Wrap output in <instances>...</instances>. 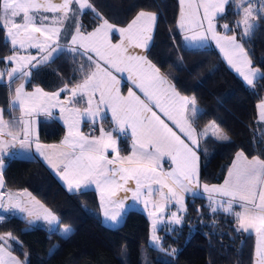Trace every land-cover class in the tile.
Segmentation results:
<instances>
[{"label":"snow or ice","instance_id":"obj_1","mask_svg":"<svg viewBox=\"0 0 264 264\" xmlns=\"http://www.w3.org/2000/svg\"><path fill=\"white\" fill-rule=\"evenodd\" d=\"M187 2L190 9L189 14L195 27L203 29V31H196L192 36H185L184 39L202 43L207 40L205 33L210 32L217 44L224 41L221 50L228 57L229 64L241 72V68L237 64L239 61L247 69L241 74L249 85L253 84L256 77L264 79V72L251 66L252 61L245 51L243 43L237 40L234 29L230 28L228 24H224L225 32L230 34L223 36L218 35L215 30L213 20L218 13L224 12V6L229 3V0H199L198 3L196 0H187ZM73 3L78 7H71ZM254 3L259 4L260 7L254 8ZM180 4L182 9L178 26L184 30L183 5L185 0H180ZM201 8L203 9L202 15ZM81 9L95 12L89 0H55V2L54 0H0V28L5 31V38L10 41L14 50L17 45L21 49L26 45L41 50L47 48L49 49L48 54L42 56L38 61V63H43L53 59L52 52L67 49L85 56L89 62L87 65L89 71L70 92L72 98L78 95L84 98L87 107L83 111L68 106L79 103L78 100L69 99L66 104L59 99V92L49 95L37 88L35 93H29L23 84L15 89L14 99L10 100L9 111L15 110L18 105L25 117H31L32 113L38 111L50 115L49 107H59L61 113H67L65 123L68 125V136L63 143L68 146L70 151L60 153L62 162H64L61 175L67 181L70 190L73 185L79 187L81 183H94L100 190L102 206L105 204L122 206L124 198L112 199L121 190L125 193L131 192L133 200H139L142 196H151L154 191L151 188V183L160 184L162 188L168 189L167 193L160 189L155 190L160 193L163 202L175 199L177 203L182 204L183 198L162 179L165 175L161 171L165 157L175 165V168L166 175L183 191L191 192L195 198L198 194L191 185L199 184L197 166L199 156L195 150L199 149V141L196 129L193 127V118L198 115L199 111L196 108V99L194 96L181 95L175 85L166 76L161 75L160 70L145 55L134 51V49L148 47V42L152 39L151 32L157 20L156 14L140 11L127 27L117 28L97 12L96 16L101 21L100 25L85 34L81 32L83 25L78 19L80 15H83ZM238 11L243 13V19L236 23V27L241 29V40L246 41V38L258 28V25L252 22V17L264 20V0H240ZM41 12L60 13L59 16L51 18L54 24H63L65 20L72 21V34L69 36L67 31L65 32L63 49L56 43L60 40L61 28L46 27L43 22L49 17L41 15ZM17 17L19 19H16ZM37 20L40 21L39 26L36 24ZM204 21H207L206 28ZM113 31L119 33V40L116 43H113L110 35ZM36 33L44 36L45 40L41 42L39 37L34 35ZM78 41L80 48L84 49L83 52H80L78 48L69 47V44H77ZM35 59L34 56H18L14 51L11 56L5 58V62H15L16 67L8 69L6 73L0 72V80L5 75L13 82L31 77V71H25V68ZM81 70H83V66H81ZM125 72L128 73V79L143 98L132 88H129L127 95L121 93L120 79L116 73ZM17 73L20 75L16 76ZM61 91H65L67 94V87ZM101 105L104 106L105 113L110 111L115 127L111 131H106L102 126L99 127L100 134L98 136L85 135L80 132L81 118L86 116L89 122L98 123L97 117L100 116ZM259 108L261 117L264 118V102L259 105ZM157 110L171 122L172 126H169V123H166L165 119L157 114ZM3 113L4 110L0 109V187L3 186L4 147L17 139L11 132L8 133L11 136V141L3 139L4 129L8 127L7 122L3 119ZM105 119H107V115L100 116L101 121ZM13 123L23 126L21 130L25 135L19 141L20 146L29 145L28 135L30 134L31 119L21 118ZM173 127L178 129L184 138H181V135H178ZM129 130L132 150L129 155L121 156L117 143L118 137H115L113 133L127 134ZM223 138L227 139V137ZM36 149L40 152L39 143L36 144ZM41 155H43L42 152ZM236 161L241 163H233L223 185H213L210 188L205 184L203 189L205 192H215L231 198L227 202L216 201V203L224 211L236 217L239 225L237 231L255 230L260 238L257 248L259 253L257 264H264V159L253 156L249 160L243 152H240L237 154ZM129 181L134 182L132 186H129ZM142 189L147 191H142ZM28 195L30 199L22 202L18 198L19 194L9 193L8 205L17 208L21 213L26 212L30 217L41 218L40 212L34 210L39 201H35L30 193ZM211 199L212 197L209 196L210 201ZM234 201L242 202L239 203L240 211H236L234 208ZM142 202L147 206V200ZM28 205H32V207H28ZM4 207L3 195L0 194V209ZM153 207L157 211H164L163 203L158 206L153 205ZM40 209L43 211L42 218L44 220L50 224L58 225L60 223L58 218L43 205H40ZM217 210V208H211L213 212ZM153 214L150 213V215ZM105 216L111 220L117 218L115 213L109 215L107 208H105ZM177 223H179L178 219ZM63 231L67 235L71 228L65 226ZM154 232L155 221L153 222ZM156 239L157 237L153 235V240ZM5 242V237H0V264H6L5 247L3 246ZM161 250L163 249L161 248ZM25 257H27V253H25ZM10 259L12 264H28L27 259L23 262L14 257H10Z\"/></svg>","mask_w":264,"mask_h":264},{"label":"trees","instance_id":"obj_2","mask_svg":"<svg viewBox=\"0 0 264 264\" xmlns=\"http://www.w3.org/2000/svg\"><path fill=\"white\" fill-rule=\"evenodd\" d=\"M95 12L88 10L80 19L81 30L91 32L101 21L98 12L109 23L126 27L140 11L157 15V23L148 59L175 85L181 95L195 97L199 108L193 126L206 129L215 126L227 139L212 156L201 152L200 181L221 184L235 156L243 152L252 159H264V123L258 121V105L264 100V79L248 87L214 48L190 49L179 30L180 0H89ZM240 18L233 5L219 18L222 24L236 25ZM245 40L238 38L252 61L264 72V20ZM230 34V33H229ZM12 47L0 28V63L11 55ZM87 58L64 52L52 63L32 72L27 88L40 87L56 92L74 87L89 71ZM83 66V70H81ZM0 84V107L10 124L18 121V111L10 109L14 88ZM63 128L56 122H42L40 140L59 142ZM209 141L207 140V143ZM130 140L121 139V153L130 150ZM4 193L27 191L55 214L62 226L72 228L68 237L45 228L32 227L16 215L0 222V236L11 234L15 243L11 252L28 264H255V237L236 229V217L213 212L205 198L186 200L180 226L168 234L160 231L162 249L149 245L151 222L147 215L131 211L121 227L103 225L99 200L93 192L70 194L55 177L53 170L39 160L11 159L3 168ZM27 253V257H25Z\"/></svg>","mask_w":264,"mask_h":264},{"label":"crops","instance_id":"obj_3","mask_svg":"<svg viewBox=\"0 0 264 264\" xmlns=\"http://www.w3.org/2000/svg\"><path fill=\"white\" fill-rule=\"evenodd\" d=\"M54 2H55V0H54ZM71 7L75 8V7H78V5L73 3L71 5ZM181 9H182V6H181ZM88 10L89 9H81V12L84 14ZM30 14H34V13H30ZM40 14L49 17L48 20H45L43 22L46 27H60L61 28L60 40L57 41L56 43H58L60 45V48L63 49L64 48V44H65V32L67 31L69 36L72 34V31H71L72 21L71 20H65L63 22V24H60V23H55L54 24L53 20L51 18L54 17V16H59L60 13L41 12ZM69 16H71V13H69ZM81 16L82 15H80L78 17L79 22H80ZM16 19H19V17H17ZM179 22H180V18H179ZM156 23H157V20H156ZM156 23H155V27H156ZM36 24H37V26H39L40 25V21L37 20ZM116 27L117 28H124V27H119V26H116ZM155 27L153 28V30L151 32L152 39L148 42V47L147 48H142V49H134L135 52L143 54V55H145L147 57L148 50H149V48H150V46L152 44ZM81 32H83V31L81 30ZM83 33H85V32H83ZM34 35L39 37V40L41 42H43L45 40V37L41 36L39 33H36ZM110 35H111L113 43L118 42V40H119V33L118 32L113 31L112 33H110ZM49 43H52V42L49 41ZM11 47H12V45H11ZM69 47L70 48H78L80 50V52L84 51L83 48H80V42L79 41L77 42V44H69ZM14 51L16 52V54L18 56H21V57H30V56L36 57V59L32 60L31 63H28L26 65V68H25V71H29L30 70L31 73L34 72L35 70L39 69L42 66L49 65L59 55H61L62 53H64V52H72V51H68L67 49H64L63 51H59L58 50L59 54H58V52H52L53 59H50L47 62L38 63V61L41 60L42 56L48 54L49 49L45 48L44 50H41V49L36 48V47H28L27 45H26L25 48L21 49V48H19V45H17L15 50L12 47L11 55L13 54ZM217 51L219 52V50H217ZM72 53L76 54L78 52H72ZM11 55H9V56H11ZM220 55H221V53H220ZM5 58L2 60V63H0V72H5L6 73V71L8 69H10L12 67H16V64H15V62L6 63L5 62ZM147 59H148V57H147ZM21 63H24V61H21ZM33 65H35V67H33ZM228 66L237 76H239V78L242 79V81L248 87H253L254 84L256 83V81L259 79V77H256L253 80V84L249 85L248 82L244 79V76L241 74V72H246L247 71V69L244 68L242 64L238 65L241 68V72H238L236 70V68L233 67L230 64H228ZM160 74L165 76L161 71H160ZM19 75H20L19 73L16 74V76H19ZM116 75H117L118 79H120V89H121V93L123 95H127V92L129 90V88H132L133 91H137L135 89V87L132 85L131 81L128 79V73L127 72H125V73H116ZM29 79H30V77H25L23 80H15V81H20V82L15 86L14 94H15V89L17 87H19L21 84L24 85L25 90L27 92H29V93H35V90L37 88L42 89L40 87H35V88L29 90L27 88ZM14 82L10 81L8 79L7 75H5L2 80H0V84H6V85H11ZM72 88L73 87H67V94H66L65 91H61V90H58L56 92L60 93L59 99L61 101H64L66 104H67V101L69 99L78 100L79 103H74V104H71V105H68V106L69 107L78 108L81 111H83L87 107L86 103L84 102V98L80 97L79 95L77 97H75V98H72L70 96V92H71ZM42 90H43L44 93H48L49 95H51L52 93H55V92L45 91L44 89H42ZM14 94L12 96V99H14ZM137 94L141 95V97H142V94L139 93L138 91H137ZM100 107H101L100 116L107 115V119L101 121L100 120V116H98L97 117L98 123H91V122H89V120L85 116V117L81 118L80 123H79L80 132H82L85 135L98 136L100 134L99 131H98L99 127L102 126L106 131H111L115 127V124L112 122V119H111L110 111L105 113L104 106L101 105ZM196 108L199 110L197 105H196ZM0 109H2V108L0 107ZM15 110L18 111L17 112L18 113L17 116H18L19 120L21 118H24V119H31V121H32V123L30 125V134L28 135V140H29L30 143H29V145H26L24 147L20 146L19 141L25 135L24 132L21 130L23 126L19 125V124H14V123L10 124L9 121L5 118V115L3 113V119L8 124V127L4 129L3 139L11 141V136L8 135L9 132H11L12 135H15L17 137L16 141H14V142H12L10 144H6L5 147H4V150H3L4 165H5V163L8 160H11V159L39 160V161H41V162H43V163H45V164H47L48 166L51 167V169L54 172L55 177L62 184V186L67 190V192H69L70 194H79V193H82V192H93V193H95L97 195V197H98V200H99L101 220L103 222V225L105 227L109 228V229H116V228L121 227L123 225V223H124L125 217L131 211L141 212V213H143V214H145V215H147L149 217L150 222H154L155 221L157 226L161 225V227H163L164 223H165V220L169 219V216L172 215L173 213H176V210H179V215H178L179 223L175 222L174 223V225H175L174 228L181 225L182 218H183V215H184L185 209H186V200L188 198H194V197H193L191 192L183 191L177 184H175L172 181L171 178H169L166 175L169 171H171V170H173L175 168V165L171 164L169 158L165 157L164 160H163V167H162L161 171L163 173H165V175L162 177V179H164L167 182V184L169 186H171L179 194L180 197L183 198L182 199V204L181 203H177L175 201V199L167 201V202H163L161 200L160 193L155 191V190L156 189H160L162 192L167 193L168 189L166 187L162 188V186L160 184L151 183V188L154 190L153 194L151 196H142L141 199H139V200H133L131 198V195H132L131 192L125 193L123 190H121L117 194V196L116 197H112V199L113 200H117V199H120V198H124L123 201H122V206H116V205H110V204H105L104 206H102L101 205V199H100V190L96 187V185L94 183H81L79 185V187H76L75 185H73L72 189L70 190L69 187H68L67 181L61 175V172H62V170L64 168V162H62V157H60V153L61 152L70 151L68 146L63 143L65 138L68 136V125L65 123V116L67 115V113H61L60 110H59V107H49L48 108V112L51 113L50 115L46 114L43 111H38V112L32 113L31 117H25L24 113L19 109L18 105H16ZM157 114L161 115V118L165 119V122L169 123V126H172L171 122L168 121L167 118L164 117L162 113H159L158 110H157ZM42 122H56L57 124L62 126V128H63V136L61 137V140L59 142H50L49 143V142H42L40 140V125H41ZM173 130L177 131V134L181 135V138H184L183 135L178 131V129L173 127ZM196 132L198 134V141H199V149H195V150H197V155L199 156V160L197 162L198 175H199V184L198 185H191V187L198 194L196 197L205 198L208 202H210L212 204L213 208H217L218 209L216 212H220V213H223V214H226V215H232V214H229L228 212L224 211L216 203V201L227 202L231 198L230 197L221 196L220 194L215 193V192H212V193L205 192L204 189H203V185H205V184L201 183V181H200V167H201V159H202L201 152L202 153L204 152L207 156H212L213 153L215 152V150L224 143L225 139L223 138L222 134L219 132V130L215 126H210L209 128L202 129V130L196 129ZM201 133L203 134L202 136L199 135ZM113 135L115 137H118L117 143H118V147L120 149V155L121 156L129 155L131 150H132V140L130 138V130H129V132L127 134L113 133ZM123 138H126V139L130 140V142H131L130 143V150H129V152L127 154H122L121 153V139H123ZM207 140L209 141L208 143H207ZM186 142H188V141H186ZM37 143H39V145L41 146L40 152H38L37 149H36V144ZM41 152L43 153V155H41ZM237 154H236L231 166L233 165L234 162H237L236 161ZM45 157H48V159H45ZM249 160H251V159H249ZM237 163H241V162H237ZM53 165H55V167H53ZM125 166H127V165H125ZM231 166L229 167V169L231 168ZM233 171H234V169H233ZM226 178H228V172L226 174L225 179ZM225 179H224V181H225ZM224 181L221 184H217V185H223ZM133 183H134L133 181H129V186H132ZM208 186L211 188V186H213V185H208ZM142 191H147V190L146 189H142ZM28 193L29 192H27V191H23V192L19 193V196H18L19 200L22 201V202L28 201L30 199ZM8 194L9 193H5V199L4 200H6L8 198ZM11 194H13V193H11ZM209 196L212 197L211 201L209 200ZM31 197L35 198L32 194H31ZM143 200H147L148 201L147 206H145V204L142 202ZM35 201H38V200L35 198ZM161 203L164 204V211H157L156 209H154L153 205H157L158 206ZM239 203H242V202H235V201L233 202V205H234V208L236 209V211H240L241 210L240 207H239ZM40 205H42V204L39 202V204L35 205V208H34L35 211H39L40 212L41 218H39V219L36 218L35 216H31L30 217V216L27 215L26 212L21 213L17 208H12V207L9 206V207H6L5 209H3L2 211H0V222H2L6 218V216L9 215V214L10 215H16L21 220L26 222L29 226L45 228L49 232H58L63 237L70 236V234L72 233V230L67 235H65L64 231H63L64 226H62L60 223L58 225L50 224L48 221H46V220H44L42 218L43 211H42V209H40ZM225 206H226V203H225ZM28 207H32V205H28ZM44 208H46V207L44 206ZM105 208H107V210L109 212V215H111L113 213L117 214L116 220H111V219L108 218V216H105ZM150 213H154V214L150 215ZM58 220H59V218H58ZM240 231L243 232L246 235H250V236L255 237V240H256L255 264H257V262L259 260V253H258L257 248H258V243H259V240H260L258 234L255 232L254 229H249L248 231H244V230H240ZM0 237H5V241H6L4 243V245H3L5 247L4 259L6 261V264H12L10 257H14L16 259L17 258H21V257L17 256L15 253L11 252V250H10V246H11L12 243H15V239H12V237L8 236V235H2ZM9 253H10V256H9ZM23 261H25V260L22 259V262Z\"/></svg>","mask_w":264,"mask_h":264},{"label":"rangeland","instance_id":"obj_4","mask_svg":"<svg viewBox=\"0 0 264 264\" xmlns=\"http://www.w3.org/2000/svg\"><path fill=\"white\" fill-rule=\"evenodd\" d=\"M196 2L198 3L199 0H196ZM239 3H240V0H229V3L224 6V12L223 13H218L216 15V18L213 20V23L215 25V30H216V32H217L218 35L223 36L225 34H229V33H226L225 32V29L223 28V25L224 24H222V30L223 31H221V32L219 31V29H220V27H219V18L223 17L226 14L227 8H228L229 5H233L234 10L237 13H240L238 11V9H239ZM253 7L254 8H258V7H260V5L254 3L253 4ZM183 11L185 13V17H184L185 28H184V30H181L179 28L180 31H182V33H183V37H185V36H192L194 34V32H196V31H203V29H198V28L195 27V25H194V23L192 21V18H191L190 14H189L190 13V9H189V6H188V2L186 0H185V4L183 5ZM200 12H201V15H202V13H203V9L202 8L200 9ZM242 19H243V13H240V18H239L238 21H242ZM252 22L254 24H257L258 23V18L255 17V16H253L252 17ZM225 24H228V23H225ZM178 25H179V23H178ZM228 25H229L230 28H234L235 31L238 29L236 27V25H234V26H231L230 24H228ZM204 26H205V28L207 27V21H204ZM205 35L207 36V40H205L202 43H197V42H193V41H186L184 39V44H185L186 47H188L190 49L214 48L216 50H219V52L221 53V55H222L223 59L225 60V62L229 64L228 57L225 55V52L221 50V46L224 45V41H221L220 44H217L216 40L212 38V34L210 32H206ZM236 35H237V33H236ZM237 40L240 41V39L238 38V36H237ZM237 64L239 65V64H242V63H240L239 61H237ZM262 102H264V100L261 101L259 103V105ZM259 105H258V121L261 122V123H264V118L261 117V110L259 108ZM222 136L223 137H226L224 134H222ZM178 215H179V210H176L175 216H173V214L170 215L169 216V219H166L165 220V223H164V226L163 227H161V225L157 226L156 223H155V232L154 233H153V222H151V232H150V240H149V245L151 247H153L155 249H158V250H160L162 248V240H161L160 231L163 229L166 233L170 234L174 230V226H175L174 223L177 222ZM71 230H72V228H71ZM153 235H155V237H157L156 240H153ZM17 259L22 262V259L21 258H17Z\"/></svg>","mask_w":264,"mask_h":264},{"label":"water","instance_id":"obj_5","mask_svg":"<svg viewBox=\"0 0 264 264\" xmlns=\"http://www.w3.org/2000/svg\"><path fill=\"white\" fill-rule=\"evenodd\" d=\"M4 188H5V180H4V177H3V186L0 187V194L3 195V200L5 199ZM2 210H3V209H0V211H2Z\"/></svg>","mask_w":264,"mask_h":264},{"label":"bare ground","instance_id":"obj_6","mask_svg":"<svg viewBox=\"0 0 264 264\" xmlns=\"http://www.w3.org/2000/svg\"><path fill=\"white\" fill-rule=\"evenodd\" d=\"M5 202H4V204H5V207L3 208V209H5L6 207H9V205H8V198L6 199V200H4Z\"/></svg>","mask_w":264,"mask_h":264}]
</instances>
